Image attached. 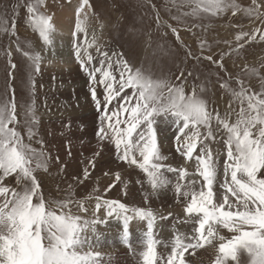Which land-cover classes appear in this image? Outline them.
Returning <instances> with one entry per match:
<instances>
[{"label":"snow or ice","instance_id":"1","mask_svg":"<svg viewBox=\"0 0 264 264\" xmlns=\"http://www.w3.org/2000/svg\"><path fill=\"white\" fill-rule=\"evenodd\" d=\"M45 6V0H17L11 26L8 20H0V32L11 42L5 50L9 79H14L12 72L17 67L11 60L14 43L16 52L29 62L32 97L29 103L18 105L14 88L0 93V264H100L101 252L94 250L102 237L97 226L107 225L113 217L123 220L121 241L138 258V264H187L185 253L189 249L191 256L206 247L217 253L213 264H264V63L259 67L246 65L235 76L237 87H233V76L224 64L225 56L231 53H221L219 60H213L212 55L202 57L227 74L225 79L217 73V83L232 98L221 111L206 99V83L191 85L189 93L187 81L181 79L183 73L174 83L170 77H156L150 69L131 65L122 52L105 50L95 30L89 36L85 9L90 3L82 0L71 51L88 77L91 100L99 114L98 149L84 168L83 179L74 178L76 185L91 177L90 169H95L102 151H111L118 163L145 175L152 190L144 192L146 204L151 196L171 190L175 203L182 206L183 218L171 211L165 215L150 206L129 208L105 198L117 184L127 188L128 181L119 171L112 173L102 192L97 189L95 194L76 198L72 184L67 189L57 185L63 195L46 197L38 173H48L53 160L59 163V156L47 151L40 134L35 76L40 74L42 63L54 62L56 53L53 49V59H46L16 31L19 9L24 8L27 23L38 32L45 50L53 46L56 29L52 16L41 11ZM147 6L159 20L161 9L151 3ZM173 8L176 15L172 18L189 31L204 28L205 20L229 13L264 24V0H251L248 6L239 0H166L162 10L169 13ZM165 26L179 39L177 28ZM257 36L264 41V28L241 32L236 40L255 42ZM243 47L241 42L235 49L237 55ZM200 48L210 51L211 45L202 40ZM245 77L259 79V91L246 83ZM162 125L174 126L173 146L183 163L174 166L168 162L170 157L162 151L168 139ZM66 150L71 155L70 145ZM187 162L193 171L185 166ZM64 167L60 165L61 172ZM104 175L109 176V172ZM135 183L144 190L145 180ZM170 218L185 231L173 225L172 237L165 239L159 233L167 229L159 222ZM134 219L146 221L144 250L130 243L129 227ZM221 229H227L231 237L222 235Z\"/></svg>","mask_w":264,"mask_h":264},{"label":"rangeland","instance_id":"2","mask_svg":"<svg viewBox=\"0 0 264 264\" xmlns=\"http://www.w3.org/2000/svg\"><path fill=\"white\" fill-rule=\"evenodd\" d=\"M66 2L69 0H45L46 6L41 9V11L52 16L56 31V20ZM239 2L248 6L251 0H239ZM16 3L17 0H0V20H8L9 27L15 19L12 9ZM89 3L91 7V16L90 19L88 18L89 36L95 30V34L99 37L98 43L105 50L111 49L122 52L124 58L131 65L150 69L156 77H170L174 83L177 82L176 77L183 73L181 79L187 81L186 92L189 93L191 92V85L206 83L208 89L206 99L209 100L212 107H218L221 111L225 109L232 98L217 83V73L225 79L228 78L227 74L202 57L212 55L213 60H219L221 53H231L225 56L224 64L227 73L233 76V87H237L235 76L246 65L259 67L261 63H264V41H260L259 36L255 42L251 39L236 40L241 32L251 33L258 27L264 28V24L258 20H249L242 15L233 17L231 13L221 14L219 17L205 20L203 22L204 28H193L192 31H189L184 24L178 23L172 18L176 15L175 8L169 13L162 10L166 0H89ZM149 3L155 4L157 9H161L159 20L155 11L147 6ZM184 10L187 11L188 9ZM19 14V19L16 20L17 34L22 41L29 43L35 50L41 51L47 59L49 49L45 50L38 32L34 31L27 23L26 10L24 8L19 9ZM189 23L192 21L189 20ZM165 25L177 28L179 39L171 31V28ZM70 38L72 39V36ZM202 40H207L208 44L211 45L210 51L208 49L201 50L200 42ZM224 41H229L230 44H225ZM241 42L244 43V47L240 49L239 55H237L235 49ZM10 43L8 36L0 32V93H3L8 87L14 88L18 105H23L32 99L29 86V62L22 54L16 52L15 44L12 43L11 60L17 67L12 72L14 79H9L10 67L5 50ZM261 72L264 74V69H261ZM35 80V100L41 119L40 134L45 141L47 151L53 157L59 156V163L53 160L48 173H38L46 197L55 198L63 195V192L57 191V185L61 189H67L69 184H72L76 198H84L89 193L95 194L97 189L102 192L106 185L111 182L112 173L119 171L122 178L128 181L127 188L125 189L123 184H117L106 193L105 198L123 202L129 208L150 206L157 212L163 211L165 215L171 211L183 218L182 206L175 203L171 190L161 191L159 194L151 196L146 204L144 192H151L152 190L146 182L145 175L137 169L129 168L122 162L118 163L111 151L101 152L100 157L96 158L95 169H90L91 177L77 186L74 178L83 179V170L89 166V160L98 149L96 129L99 114L91 100L88 77L80 70L76 62L71 68L61 69L58 65L47 64L45 61L41 64V72L35 76ZM245 80L246 83L251 84L254 90L259 91L261 84L259 79L245 77ZM233 107L238 110V103L234 102ZM161 127L168 137L164 141L162 149L164 154L170 157L168 162L174 166L183 163L182 159L175 153L173 146L174 126L162 125ZM69 145L71 155L66 150ZM34 146L39 147V145ZM61 164L66 165L63 172L60 171ZM185 166L189 167L190 172L193 171L191 162H187ZM124 169H127V172ZM105 172H109V176L106 177ZM167 175L170 176V174ZM137 179L145 180L143 191H140V185L135 183ZM125 191H127V195L124 194ZM92 206H94V200ZM104 214L105 209H101V218ZM111 219L114 220L115 218H109V220ZM134 220L130 221V224L136 222L140 226L144 227V224L146 226V221ZM159 223L164 224L168 229L159 233V236L162 235L165 239L172 237L173 225H177L176 227L180 231H185L184 226H179L174 218ZM220 232L226 237L232 235L227 229H221ZM120 237L121 234L120 236L111 235L108 239L111 238L110 241L114 243L106 240L105 243L101 244V240L96 245L94 250L101 252L100 264H138V258L131 254ZM145 240V236H139L138 242L140 243H130L137 250H144ZM216 243L219 242L216 241ZM191 251L189 249V252L185 253L187 264H213L217 254L211 247L198 249L195 255L190 256Z\"/></svg>","mask_w":264,"mask_h":264},{"label":"bare ground","instance_id":"3","mask_svg":"<svg viewBox=\"0 0 264 264\" xmlns=\"http://www.w3.org/2000/svg\"><path fill=\"white\" fill-rule=\"evenodd\" d=\"M81 3H82V0H70V2H66V4L62 7V10L60 11V14L56 20L57 31L55 35L53 36V39H54L53 46L49 48V56L47 57V59H53L52 50L54 49L56 53V59L54 60L53 63L55 65H58L61 69L71 68L73 67V64L75 62L74 57H72V51H71V40L72 39L70 37L72 36V33L74 32V29H75V24L77 22V10ZM85 11L88 13V18L90 19L91 7L86 8ZM81 19H83V17H81ZM97 230L100 231V233H102L101 244L105 243L106 240H109V242L114 243L113 241H110L111 238L110 239L108 238L111 237V235L120 236V234L122 233L121 230H123V221L111 219L108 221L107 225H98ZM145 231H146L145 224H144V227L140 226L136 222H133V224H130V227H129L130 242L131 243L138 242L139 236H142V237L145 236L144 235Z\"/></svg>","mask_w":264,"mask_h":264}]
</instances>
